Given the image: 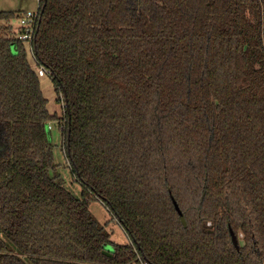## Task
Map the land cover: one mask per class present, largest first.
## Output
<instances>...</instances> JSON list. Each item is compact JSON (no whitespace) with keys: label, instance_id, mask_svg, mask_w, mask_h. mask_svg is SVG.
<instances>
[{"label":"trees","instance_id":"obj_1","mask_svg":"<svg viewBox=\"0 0 264 264\" xmlns=\"http://www.w3.org/2000/svg\"><path fill=\"white\" fill-rule=\"evenodd\" d=\"M38 12L27 45L17 11L0 10V264H264V0ZM28 51L67 102L61 118ZM49 122L79 198L50 175ZM92 200L129 239L110 257Z\"/></svg>","mask_w":264,"mask_h":264},{"label":"rangeland","instance_id":"obj_2","mask_svg":"<svg viewBox=\"0 0 264 264\" xmlns=\"http://www.w3.org/2000/svg\"><path fill=\"white\" fill-rule=\"evenodd\" d=\"M37 7V0H0V10L17 11V16L9 21V25L15 31H17L19 27L18 15L26 11L34 12ZM27 59L31 67L37 71L39 67L36 66L29 51L27 52ZM39 84L42 95L47 101V111L49 114H55L58 118H61L62 105L59 102V96H57L54 91L52 80L45 74L39 76ZM48 126H50V129ZM46 132L52 144V162L54 165V169L51 171L50 175L59 177L63 187L73 196L79 198L81 186L75 178L66 158L60 128L56 122H49L46 126ZM89 211L100 225L105 226L110 234L109 243L103 246V251H111V244L125 245L129 243V239L121 226L101 201L92 200L89 204Z\"/></svg>","mask_w":264,"mask_h":264},{"label":"built area","instance_id":"obj_3","mask_svg":"<svg viewBox=\"0 0 264 264\" xmlns=\"http://www.w3.org/2000/svg\"><path fill=\"white\" fill-rule=\"evenodd\" d=\"M39 1L40 0H37L38 4ZM38 15H39L38 7L34 12L26 11L18 15L19 27L14 36L16 40L24 42L27 45H30L33 42ZM45 74L48 75L49 72L43 70L42 67H40L38 69V75L43 76ZM60 99H61L62 108H64L65 103L63 97L61 96ZM48 128L50 129V126H48Z\"/></svg>","mask_w":264,"mask_h":264},{"label":"water","instance_id":"obj_4","mask_svg":"<svg viewBox=\"0 0 264 264\" xmlns=\"http://www.w3.org/2000/svg\"><path fill=\"white\" fill-rule=\"evenodd\" d=\"M65 98V95H64ZM65 107L67 108V102L65 100ZM67 153H69V149H68V143H67ZM234 244H236V240L233 238ZM103 254L107 255V256H111L108 252L103 251Z\"/></svg>","mask_w":264,"mask_h":264}]
</instances>
